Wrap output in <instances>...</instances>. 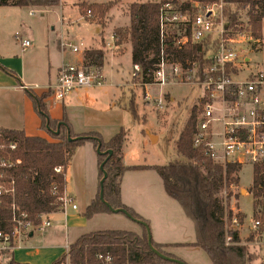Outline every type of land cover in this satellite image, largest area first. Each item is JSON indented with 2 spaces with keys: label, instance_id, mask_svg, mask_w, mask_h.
Instances as JSON below:
<instances>
[{
  "label": "trees",
  "instance_id": "1",
  "mask_svg": "<svg viewBox=\"0 0 264 264\" xmlns=\"http://www.w3.org/2000/svg\"><path fill=\"white\" fill-rule=\"evenodd\" d=\"M220 0H186L178 4L183 12H188L193 17V5L207 6L216 4ZM224 4L226 27H237L241 14L246 12L250 24L252 36L259 41L262 38L264 21V0H221ZM114 1L106 4H94L80 6L81 13H94L103 25V20L112 9ZM161 2L133 3L129 6L130 27L127 30L118 28L113 32L114 44L121 47L125 43L131 46L132 65H138L142 71V83L153 84V73L160 61L165 59L169 63L180 64L184 71L199 66L200 76L211 65V54L215 50L217 40L209 37L197 44H188L179 48L173 45L172 37L163 43L160 38V8ZM60 0H0V7H31L49 8L58 6ZM242 12V13H241ZM189 32V28H187ZM96 63L102 62L100 53L92 52L87 55ZM49 94L35 97L34 109L41 118V128L46 130L47 118L51 131L47 133L53 139L49 141L43 137L27 136L24 131L0 129V157L16 161L11 169H0L6 181H14V197L5 195L0 198V230L9 232L12 229V210L14 203L21 211L28 214L34 225L40 220L39 216L60 212L61 204L58 196L52 194V188L56 187L60 195L66 187V179L62 174L55 172L57 167L64 171L69 166L73 154L78 146L90 141L105 155H98L100 165L109 156L104 168L108 175L104 184V199L114 209H126L133 218L147 223L140 215L122 204L121 184L123 174L130 168L125 167L122 158V148L127 135L121 130L108 142H105L99 133L91 132L85 135H73L70 125L64 116L62 121L52 120L44 100ZM134 119L136 112L131 107ZM200 107H194L189 119L178 136L176 142L177 153L185 160L169 163L165 166L148 167L154 169L160 177L166 194L176 201L185 216L192 221L195 230V242L184 245L202 249L208 256L211 264H252L253 256L247 252L241 244L239 232L234 228V219L239 215H233L228 207V201L232 198L229 189L237 187L240 183L239 173L241 166L228 164L225 167L214 164L201 150L193 147V137L197 128ZM61 126L59 135H55L59 123ZM69 131V132H68ZM71 138L88 137L87 139L69 142ZM10 142L17 143V148L11 151L8 148ZM4 146V149H1ZM140 169L142 167H131ZM103 173L99 171V180ZM227 190L226 202L220 196ZM254 199V211L260 210L264 221V164L254 168V179L249 192ZM112 214L99 198V192L92 203L87 207L84 216L92 219L98 214ZM148 224V223H147ZM142 235L131 231L105 230L82 235L69 247L68 256L72 264H101L97 255H111L114 264H176L157 257L150 249L148 235L142 226ZM231 238V241H227ZM251 240V239H249ZM153 247L163 255L173 257L165 249L169 245H162L152 240ZM66 256L58 258L53 264H62ZM5 264H24L15 261L10 255Z\"/></svg>",
  "mask_w": 264,
  "mask_h": 264
},
{
  "label": "rangeland",
  "instance_id": "2",
  "mask_svg": "<svg viewBox=\"0 0 264 264\" xmlns=\"http://www.w3.org/2000/svg\"><path fill=\"white\" fill-rule=\"evenodd\" d=\"M79 1L61 0V4L59 3L58 6L45 9L15 7L17 10L14 11H17L20 17L17 22L8 27L5 26L3 19L6 15L5 11L9 10L0 7V32L3 34L6 44L10 48L18 47L14 38L16 31L22 34L26 30L27 34L32 35L27 30L31 26L38 35H40V32L42 33L40 39L42 41L45 40V44H40L37 50L38 54L35 58L37 68L32 64L31 59L27 58L25 60L27 77H31L25 81L27 83L35 79L45 81L44 69L46 66L49 67L48 64L50 62L44 55V48L42 46L47 43L52 46L58 37L77 46L83 45L80 47V52L76 54L82 56V61L79 63L94 66L100 70L101 63H96L93 59L88 58L87 55L92 52L104 55L108 51V60L104 63V68L101 70L103 78L101 85L86 89L85 91L81 90L79 94H82V96L88 95V98L83 97L84 101L73 102L72 105L65 104L64 106L68 109L66 113L70 114L71 121L77 129H83V131L79 130L78 133L98 132L103 135V140H106V138H113V135L118 134L121 130L125 131L127 137L124 143V153L126 155L124 165L130 168L122 177L121 186L125 199L127 201L129 199L138 200L137 203L146 209L151 208L156 210L163 206L166 214H168L166 211L168 208L165 206L161 196L164 199L170 198L166 195L157 172L148 167L165 166L169 163L185 160L178 155L176 142L189 119L192 109L200 107L204 91L197 85L187 83L184 75L182 79L176 77L174 81L165 86L155 85L154 83L145 86L142 83V77L133 78V65L131 62V52L128 51V43H125L120 50L114 49L112 31L119 27L124 30L129 29L130 17L128 8L133 3L177 1L181 4L186 0H85L97 3L114 1L112 9L103 20L104 26L99 25L100 20L96 16H93L94 13L91 16H89L88 12L81 13L80 6L82 4L78 5ZM221 3L222 1L220 0L216 4H210L205 7L201 4H192L194 7L193 14L196 15L200 11H206L208 8H212L218 12L222 11V16L220 17L223 18L226 25L225 6L223 4L221 8ZM30 11L34 13V16H29ZM241 15L237 27L230 29L227 27L228 37L235 40L233 46L242 55L251 60L250 68L257 70L259 66H264V21L262 28L263 36L257 41L251 34L252 31L246 12H243ZM98 29L104 30V33H100L105 38L102 50L94 49L95 45H98L101 41V36L97 33ZM29 41L32 43L31 40ZM103 48H106V51ZM67 50L69 53L70 49ZM113 55L117 56L113 57ZM34 67L37 71H34ZM55 68V64H53L51 69L54 70ZM48 70L50 71V68ZM167 72H172L170 64L167 67ZM3 73L6 74L5 71ZM56 73L55 70L54 73L52 72V82L54 84ZM193 73H195V69L192 70ZM41 84L39 81L38 85ZM42 91L44 90L41 88L36 89L30 92V96L34 98L35 93L37 97H40L38 95ZM13 98L21 103L20 96L9 93V91H4L2 95L3 102H0V119L6 122L7 117L11 116L8 103L11 104V101L14 100ZM47 99H49L47 103L55 105L54 112L58 111L57 114H60L63 111L62 102L55 101L51 95ZM66 99L63 103L66 102ZM159 99L163 101L162 109H159L155 102ZM130 106L134 108L137 119H134ZM37 116L41 120L38 114ZM11 117H14V115ZM7 123L10 126H16L11 125L12 123ZM38 131L48 138L49 141H53L47 133V128L46 130L40 128ZM84 144L91 146L92 142L87 141ZM70 165H72L71 169L74 172V182L70 183L68 189L78 195L76 200L78 210L74 211L68 207L66 209V216L60 211L51 214L48 218H44V220L50 221L51 227L42 232H34V237L29 239L26 244L28 250L19 252L16 255V259L19 262L35 258L33 264H50L54 256L53 246L58 244L64 248V246L66 247L68 244L74 243L77 232L73 228L78 227L81 229L78 234L93 230L91 227L84 226L75 221L77 217H81L80 219H82L86 212V191H91L95 184L97 186L89 152L84 148H81L78 152L76 151V154H74L70 161ZM131 167L142 168L133 169ZM241 167L239 173L240 183L237 187L229 189L230 193H232V198L227 204L229 209L233 211L234 217L239 215L238 219L242 220L240 224H234V228L239 232L241 244L253 256L254 260L252 264H264V221L259 213L260 210L254 211V199L249 193L254 179V167L251 164H245ZM137 189L141 190L138 199H136L135 193ZM226 195L227 190L220 194L225 202ZM107 215H109L107 216L110 217L109 219L102 218L103 220H99L100 222L96 224V227L92 228L141 231L140 235H142V226L125 215ZM161 217L163 218V216ZM94 221L89 223L92 224ZM257 221L260 222V226L255 227ZM60 225L67 226L68 230L60 228ZM149 228L151 231L150 225ZM187 240L194 241V236ZM165 251L186 264H211L207 254L200 248L178 246V248L165 249ZM27 253H30L31 257Z\"/></svg>",
  "mask_w": 264,
  "mask_h": 264
},
{
  "label": "built area",
  "instance_id": "3",
  "mask_svg": "<svg viewBox=\"0 0 264 264\" xmlns=\"http://www.w3.org/2000/svg\"><path fill=\"white\" fill-rule=\"evenodd\" d=\"M195 5H198L197 3ZM223 2L221 3L222 8ZM194 8V7H193ZM212 8L200 11L191 18L188 12H183L180 6L173 1L162 4L160 8V38L163 43L172 37L173 45L179 48L188 44H197L209 37L217 40L215 50L211 54V65L200 76L199 66L184 71L180 64L169 63L162 59L153 73L154 84L165 86L176 77L183 78L187 83L201 87L204 95L200 101L197 128L193 137V147L201 150L214 164L225 167L228 164L243 166L251 164L254 168L264 164V66L257 70L250 68L251 60L242 55L233 45L235 40L228 37V29L221 15ZM91 16V12H88ZM189 28V32H187ZM17 39H20L17 35ZM23 49L30 47L28 40L21 39ZM72 42L61 41L62 49H70L74 54L80 52V47ZM172 72H167L168 65ZM195 73L192 74V70ZM140 66H133V78L142 77ZM102 72L94 66L83 63H64L58 73L56 83L46 88L55 101L63 102L66 97L80 89H89L100 86ZM147 86V85H145ZM159 109L163 107L162 99L156 100ZM8 148L16 150L17 143L10 142ZM4 149V146H1ZM19 160L12 161L0 157V169H11ZM55 172L65 176L62 167ZM66 179V178H65ZM52 194L58 196L61 210H78L66 190L58 193L52 188ZM14 181H6L4 174H0V198L8 195L14 197ZM12 210V229L9 232L0 230V264H5L9 256H14L18 250L25 249V242L34 235L35 231L42 232L51 227L48 215L39 216L40 222L34 225L27 213L21 211L14 203ZM233 223L238 225L234 219ZM260 222L255 223V227ZM231 241V238H227ZM69 246L66 247L65 261L62 264H72L69 256ZM15 258V257H14ZM101 264H114V258L107 255H97Z\"/></svg>",
  "mask_w": 264,
  "mask_h": 264
},
{
  "label": "crops",
  "instance_id": "4",
  "mask_svg": "<svg viewBox=\"0 0 264 264\" xmlns=\"http://www.w3.org/2000/svg\"><path fill=\"white\" fill-rule=\"evenodd\" d=\"M83 3L106 4V3H97V2L80 0L78 2V5L83 4ZM60 4H61V0H60ZM4 8L9 10V11H5L6 15L4 16V19H3L5 26L8 27L9 25L17 22L20 15H18L17 11H14V10H17L15 7H4ZM43 9H45V8H43ZM29 16H31V17L34 16V13L30 11ZM23 25H24V21H23ZM20 27H22V25H20ZM119 28H121V27H119ZM116 29H118V28H116ZM27 30H29V32L32 35L27 34L26 30H24L22 32V34L18 33V31L15 32L14 38L17 42L18 47H11V48L9 47L8 44H6V41L4 39L3 34L0 32V102H3L2 95L4 94V91H9V93L18 95L21 98L20 99L21 103L17 102V100L15 98H13L14 100H12V101L10 100L11 104L8 103V106L10 107V108L8 107L9 112L11 113V116L14 115V117H11L9 115L7 117V122L12 123L11 125H16V126H10V125H8V123L5 120L0 119V129L19 130V131H24L27 136H32V137L36 136V137L46 138L45 136H43L38 131L41 128V120L37 116V114H36L37 112L34 109V101L33 100L35 98L30 96V92H33L34 90L41 88L44 91H42V93L39 94L38 96H41L43 94H47L46 88L48 86H52L54 84L52 82V72L54 73V70H55V72H57L56 77H55V83H56L60 67L64 63H79L80 61H82V56L81 55L78 56L76 54H73L70 51L68 53L67 49H65V50L62 49L61 41L64 39L63 38L59 39V37H58L56 39V42H54L52 44V46H50L48 43L46 45L42 46V48H44V55L46 56V58L50 62V64H48L49 67L46 66L44 69L45 70V74H44L45 81L35 79L32 82L27 83L25 81H27V79H29L31 77H27L25 60L27 58L31 59L32 64L37 68V61L35 59L37 54H38L37 50H38L40 44L41 45H42V43L45 44V40L42 41V39H40V37L42 35L41 32H40V35H38L37 32L32 29L31 26ZM102 32L104 33V30H101V29L97 30L98 34H100ZM113 32L114 31H112V36H113ZM17 35H19L20 39H17ZM100 36H101V41L99 42V44L95 45V47L93 46L94 49H96V50H102V44H103V41H105V38L103 37V35L100 34ZM21 39L22 40H24V39L25 40H28V39L31 40L32 43H31L30 47H28L27 49H23L22 45H21ZM113 43H114V39H113ZM121 47H116L114 44V49L120 50ZM103 49L106 51V48H103ZM128 51L131 52V46L129 43H128ZM115 56H117V55H113V57H115ZM102 57L103 58H102V62H101V70L104 68V66H103L104 63L108 60V51H106L105 54L102 55ZM51 63H52V65L55 64L56 68L54 70L51 69V67H52ZM35 67H34V71H37ZM49 68H50V71L48 70ZM4 71L6 72V74L3 73ZM37 81L38 82L40 81L42 84L38 85ZM23 87L27 88V90L24 89ZM81 90L85 91L86 89H80L78 91H75L72 94H70L68 97H66L67 99L65 98L66 102L63 103L65 100L62 102L63 111L60 114H57L58 111L54 112V110H55L54 106L55 105H53L49 102L47 103V101L49 99L44 100V103L47 106V110H48L50 118L52 120H55V121H62L64 119V116H66V119L70 125L72 133L75 135H83V134L92 132L91 131V132H85V133H78L79 130L83 131V129H77L75 127V124L71 121L70 114L66 113V112H68V109L66 108V106H64L65 104H71L72 105L73 102L84 101V98H88V95L82 96V94H79V92ZM36 96L37 95L34 93V97H36ZM12 104H14L15 106ZM65 113H66V115H65ZM96 133H98V132H96ZM99 134L104 139L103 135L101 133H99ZM113 136H115V135H113ZM46 139H48V138H46ZM110 139L106 138V140H104V141L108 142ZM81 148H84L85 150H87V152H89V157L91 158V165H93V167L95 168V170L93 168L95 183L97 182V186L95 184L91 191H89V190L86 191V199H87L86 206L88 207L92 203V201L95 199V197L97 196V194L99 192L100 180H99V174H98V171H99L98 155L96 153V149L94 148L93 143L91 144V146H87L86 144L78 146L76 148L74 154H76V151L78 152V150H80ZM74 154H73V156H74ZM125 157H126V155L124 153V145H123V148H122L123 163H124ZM71 168H72V165L69 164V166L65 170V176H66L65 177L66 178L65 190H66V193L70 197L73 198L74 203L76 204V200H77L78 195H76V193H74L68 189V186L70 185V183L72 184L74 182V172L72 171ZM151 186H154V185H151ZM162 186H163V183H162ZM147 188H149V187H147ZM140 192H141L140 189H137L135 191L136 199H138L140 197ZM160 194H162V193H160ZM161 198L163 199L165 206L168 208V209H166L168 214H166L165 208L163 206L160 209L153 210L151 208L146 209L142 205H139L137 203L138 200H134V199L130 200L129 199L127 201L123 195V188L121 186L122 204L125 205L126 207L130 208L131 210H133L135 213H137L144 220L147 221L148 225L151 226V234H152V239L154 242H156L158 244H162V245H169L170 248H168V249L178 248V246H184L187 244L194 243L195 242V230H194V225H193L192 221L189 220L185 216V214H184L183 210L181 209V207L179 206V204L177 202H175L173 199H172L173 200L172 201V200H170L171 199L170 197H169L170 199H164L162 196H161ZM136 203L138 204V206ZM66 214H65V216H66ZM107 214L108 213L98 214V215L94 216L92 219H87L84 215H83L82 219H80L81 217H79V218L77 217V220H75L76 223L83 224L84 226H87V227H91V229H93V230H90L87 233H79L78 234L79 230H81V229H79L78 227L73 228V230H75V232H77L75 241L78 238H80L82 235L89 234L92 232L114 230V229L92 228V227H96V224H98L100 222L99 220L109 219L110 217H107V216H109ZM161 216H163V218ZM173 216H174V218H173ZM92 221H94V223L90 224L89 222H92ZM59 227L65 228L68 230L67 226H64V225H60ZM116 230H121V229H116ZM192 230H193V232H192ZM123 231H129V230H123ZM131 232H134V233L139 234V235L141 234V231H131ZM66 234H67V231H66ZM193 236H194V241L187 240ZM33 237H34V235H30V239ZM27 243H28V241L25 242V249L18 250L14 253L15 261H17L18 263H20L21 261L19 262L16 259V255L19 252L28 250V248L26 247ZM71 244H73V243L68 244V246H70ZM66 247L64 246V248H63V246L58 245V244L52 247L54 250V256L51 259L50 264H53L58 258H60L61 256L64 255V253L66 251ZM29 254L30 253H27V255H29ZM29 257H31V256L29 255ZM33 261H35V258H29L28 260H24L21 263L33 264L34 263Z\"/></svg>",
  "mask_w": 264,
  "mask_h": 264
},
{
  "label": "water",
  "instance_id": "5",
  "mask_svg": "<svg viewBox=\"0 0 264 264\" xmlns=\"http://www.w3.org/2000/svg\"><path fill=\"white\" fill-rule=\"evenodd\" d=\"M24 89L27 90V88L23 87ZM35 98V97H34ZM61 126H65V123H59L58 126H57V129L56 131H53V133L55 135H59L60 133V130H61ZM46 128L48 131H51L50 127H49V119L47 118V124H46ZM69 132V131H68ZM88 137H77V138H71V136H68V140L69 142H75V141H78V140H82V139H87ZM97 154L98 155H105L106 153H102L101 150H100V144L97 148ZM108 154L109 156L107 157V159L100 165V171L103 173V178L101 179L100 181V185H99V198L100 200L105 204V206L109 209V211L112 213V214H123L125 215L127 218L137 222L139 225L145 227L146 231H147V235H148V244H149V247L151 249V251L157 256L159 257L160 259L162 260H165V261H168V262H171V263H176V264H186L178 259H174V258H170V257H167L165 255H163L162 253H160L158 250H156L153 245H152V234H151V231H150V228H149V225L143 221H140V220H137L135 218L132 217V215L126 210V209H114L112 208L104 199V184H105V181L108 177L106 171H105V164L107 162V160L110 158V156L112 155V151H108Z\"/></svg>",
  "mask_w": 264,
  "mask_h": 264
}]
</instances>
